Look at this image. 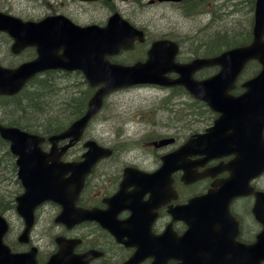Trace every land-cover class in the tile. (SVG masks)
<instances>
[{"label": "flooded vegetation", "instance_id": "flooded-vegetation-1", "mask_svg": "<svg viewBox=\"0 0 264 264\" xmlns=\"http://www.w3.org/2000/svg\"><path fill=\"white\" fill-rule=\"evenodd\" d=\"M25 1L27 3L34 0ZM77 1L82 2L83 0ZM122 1L135 3L141 12L147 11V7L158 9L170 7L171 11L178 10L182 5L181 3L161 2L160 0ZM147 1H149L148 4ZM93 3L99 4L98 7H94L95 15L104 10L103 5H108V3L115 5L111 7L110 12L107 10L103 13L106 15L109 12L105 19L117 8L115 0H95ZM7 5L9 4L5 3L4 0H0V11L25 21H40L45 17L55 15L46 14L37 17L36 14L30 13L31 10L35 11L34 8L31 10L22 8L20 11H16L14 6L10 5L8 8ZM117 11L120 9L117 8ZM122 14L127 15L125 12ZM64 15L76 24H81L73 16ZM134 20L132 21L136 23ZM90 24L103 25L105 21L99 18ZM142 29L145 31L144 40H137L133 49L121 50L118 55L110 56L109 60L119 64L145 62L143 54L146 52L148 54L153 43L161 40L162 36L157 37L149 28L144 27ZM15 43V38L0 32V64L6 60L9 67L15 68L37 57V48L32 46L21 50L19 54H15L13 49ZM62 53H64L63 50H61ZM177 60L185 63L188 58L182 59L179 56ZM77 73V71L49 70L37 76L36 79L48 78L53 83L63 81L69 83L87 82V78L82 73L84 79L77 76ZM200 114L201 119L208 123L206 129L201 132L210 128L219 117L207 105L200 109ZM197 133L193 134L192 132L190 138ZM165 139L167 136L162 140ZM170 140H172L171 144L162 148H155L154 145H151V149L157 150L155 151L157 155L152 159H133V156H126L122 163L115 161L114 152L120 146L114 144L112 155L100 160L93 166L91 173L85 179L83 190L76 202L77 209L111 211L113 213L107 219L104 214H100L98 218L79 223L72 228H69L67 224L57 223L55 218L50 226V232L55 236L53 241L48 242L49 246L46 251L39 248L42 263H46L51 255L59 250L56 242V238L59 236L76 240L75 252L77 254L86 255L89 252L97 251L94 252L92 259L90 258V264H129L135 257L137 258L136 264H204L209 261H214L212 264H225L217 259L225 258L228 255L234 256V251L241 250L242 245L254 244L262 230V225L253 213L256 201L254 195L239 196L231 201L230 213L239 221V233L236 237H221L222 224L220 222L214 223L211 227L210 222H212L214 213H209L205 215L208 220L204 222L205 237L199 239L191 236L187 241H182V237L190 228L188 222L182 219V207L188 205L195 198L208 197L205 204L209 205L212 202L218 206L219 200L220 208L224 209L227 198L226 195L220 194L225 192L223 187H226L228 192H233L235 189L233 183L229 182L226 185V182L232 176L228 167L236 159V155H225L211 150L207 154H200L197 151L196 154L191 155L186 152L179 159V163L183 164L184 168L172 172L169 178L164 177L163 179L162 176L151 178L150 175L162 168L163 157L178 150L179 142L177 139L174 138V143L172 138ZM117 144L120 145L121 142H117ZM147 150L150 149L144 148V151ZM71 152L74 155L69 160H74V162L82 160L84 148L81 144L78 143L68 154ZM69 160L68 157L64 159L65 162ZM252 186L264 190V174L252 180ZM45 208H50L51 212L57 216L62 211V206L54 202L48 203L44 206ZM139 215L142 216L141 220H137ZM187 218H193V214L191 213ZM195 218L199 219L200 216ZM232 223L230 222V224ZM230 227H232L230 232H233V225ZM163 235L167 236L161 239ZM117 236L127 242V245L119 243ZM89 238L91 239L89 240ZM143 241H146V244L141 246ZM136 244L140 245L141 248ZM32 246V243L29 245L18 244L15 249L24 252Z\"/></svg>", "mask_w": 264, "mask_h": 264}, {"label": "water", "instance_id": "water-1", "mask_svg": "<svg viewBox=\"0 0 264 264\" xmlns=\"http://www.w3.org/2000/svg\"><path fill=\"white\" fill-rule=\"evenodd\" d=\"M48 23H23L13 17L0 14V30L12 34L17 41L21 40L15 46L16 52L23 47L35 45L39 48L40 54L38 61L25 65L18 71L10 72L0 69V94L17 93L28 78H31L37 71L49 67L50 60L45 55V43L42 39L50 37L67 49V56L62 59L65 61V65H71V67L65 65L61 67L84 70L94 87L103 84V87L92 99L87 115L75 122L63 134L51 138V141L70 138L71 144L68 147L72 146L73 142L79 141L85 125L101 108L105 95L115 89L144 83L167 86L183 84L196 97L210 102L214 109L223 113L215 130L217 133L231 130L230 143L238 148V158L245 159L247 163L239 162V160L237 162L248 164L247 167L250 168L256 167L257 174L264 170V0H257L255 38L251 45L227 52L215 60L198 61L183 66L174 63L177 48L176 44L172 42L155 44L149 52V60L144 64L127 68L110 65L106 61V55L116 52L113 47H118L122 42L126 46L130 43L129 38L134 32L127 24L124 27L112 26L110 30L106 31L96 27L78 30L68 23L73 30H76L73 31L63 27V24L49 26ZM118 35L122 41L115 40ZM107 37H113L114 40L110 41ZM63 42H70L71 50ZM69 53H71L70 56ZM75 55H77V61ZM251 59H258L263 65V70L257 78L246 84L248 91L245 95L238 98L230 96L229 92L234 88L244 65ZM213 64L222 65L220 74L202 82L194 80L193 74L197 70ZM172 71L180 73L181 79L169 81L165 74ZM0 134L12 142V150L20 158L18 160L19 177L26 192L17 201L18 211L26 219L27 228L24 236H28L33 226L35 208L49 199L64 205L62 220L69 221L71 225L76 224L77 209L75 201L71 197L75 196V199L77 197L79 189L77 182L81 183L92 165L106 154H102L90 145V151L85 156L86 160L74 166L60 162L62 154L57 153L55 148L49 155L41 151L39 144L43 142V138L21 132L17 128L3 126H0ZM176 156L178 157L179 153ZM171 158L169 156L167 159ZM68 172L72 173V177L69 180H64V175ZM67 187L68 193L64 194ZM249 193L251 190L240 188V194ZM69 196H71V200L67 199ZM256 196L258 201L255 213L264 224V194L257 193ZM62 200L66 201H64L65 204ZM81 218L86 220L94 217L93 213L82 211ZM7 230V222L0 217V264H38L35 252L11 253L3 243V237ZM260 236L259 244L253 247L254 251L248 252L249 255L252 254L251 259L245 260L249 264H260L264 259V247L261 245V243L264 244V231ZM21 240L25 241L23 238ZM49 264L84 263L78 256L72 255L65 248L56 254Z\"/></svg>", "mask_w": 264, "mask_h": 264}, {"label": "rangeland", "instance_id": "rangeland-1", "mask_svg": "<svg viewBox=\"0 0 264 264\" xmlns=\"http://www.w3.org/2000/svg\"><path fill=\"white\" fill-rule=\"evenodd\" d=\"M4 2L9 4L7 5L8 8H10V5L14 6L16 11H20L22 8H29L30 10L34 8L35 11L31 10L30 13L36 14L37 17H42L46 14H67L73 16L83 25L93 23L99 18L106 22L107 19L105 18L113 5L112 3L103 5L104 10L100 11L98 15H94V7H98L99 4L95 5L77 0H41L40 2L34 0L27 3L25 0H4ZM122 2V0H115L117 7L120 5V7H123L124 12H130L139 26L149 28L157 37L159 35L163 36V32H167L173 37L181 38L190 43L194 42V44L205 38L206 41L210 40L209 45H213L218 40L222 41L224 35L230 38L237 34L244 39L253 27L252 17L255 14L254 0H210V13L204 18L184 17L178 10L171 11L167 8L147 7V11L141 12L135 3ZM107 10L109 12L103 15ZM212 11L216 13L215 16ZM189 46L191 44L185 45L186 55H189ZM244 77L246 78V75ZM53 87L55 88L49 87L43 90L44 99L50 103V107L47 110L52 109L66 117L68 113L65 114L63 109L64 101L73 93L74 86L70 85L69 82L63 81L53 85ZM81 89L85 90L86 86L83 84ZM78 91L79 88H77ZM89 94L91 95V92ZM178 100L182 101L179 102ZM78 103L82 104L80 101ZM188 104L186 95L162 91L153 87L119 90L107 100L105 108L98 114L97 119L91 125V130L87 137H96L99 141L109 145L112 144L109 141L117 140V133L121 131L122 134L119 138L125 140L126 137L132 143L126 145L123 142L120 144L119 152L115 156L116 162H124L125 156H133V159H152L157 153H149L150 150L144 151V148L151 149V143L159 138L157 136L171 134L173 132V124L177 123L182 126L179 128V133L184 136L191 130L197 132L207 127L208 123L203 120H197L193 124L197 116L194 112L187 111V108H189ZM0 106H2V103ZM4 108L6 111L10 109L8 106L0 108V120L6 119L4 117L6 113L10 114L9 116L6 115L10 119L11 116L17 119H21L23 116L26 119L27 116L33 114L31 110H29V115L22 114L17 108H11L12 111L5 113ZM48 116L50 118L47 112H43L42 116H38V119L41 120L42 118V122H45ZM70 119L72 118H65L67 125H70L74 120L72 119L68 123ZM190 125H193V128ZM129 150L131 151L128 153ZM129 161L131 162V159ZM15 174L13 161H10V157L0 150V196L4 197L8 203L10 200H14L21 190L16 182ZM13 211L9 213V216H11V220L15 224L14 232L19 233L23 229V222L17 213ZM53 216H55V213H52L50 208L43 209L33 232L34 242L45 251L49 246L47 241L49 232L48 221L50 219L53 220ZM14 237H17V235Z\"/></svg>", "mask_w": 264, "mask_h": 264}, {"label": "trees", "instance_id": "trees-1", "mask_svg": "<svg viewBox=\"0 0 264 264\" xmlns=\"http://www.w3.org/2000/svg\"><path fill=\"white\" fill-rule=\"evenodd\" d=\"M251 37H252L251 32L248 35H246L244 39H242L241 37L228 38L224 36L223 40L222 41L220 40L219 43H217V45L220 46L227 45L228 48H230V47L238 46L242 42H248L251 39ZM36 85L38 88L36 87L31 90L30 89L26 90V92L23 95L21 96L19 95L18 97H16V99H14L15 100L14 104L13 102H10L11 100L3 99L4 102L5 101L10 102L7 106L9 107L16 106L18 111H20L22 114L25 113L29 115L30 114L29 110L33 112V114L27 116L26 119L23 118L22 116L21 119L12 121L11 124L18 126L24 130L35 132L38 134H55L63 131L66 128L67 123L65 122V118H75L77 116H80V113L77 112V104L79 101L83 103L84 97L80 96L79 99H77V92L70 94L65 99L64 101L65 104L63 109L65 110V114L67 113L68 114L66 115V117H64L52 109L47 110V108L50 107V103L48 102V100L44 99L43 90L49 87L54 89L55 87H53L52 83L44 79L38 81ZM45 111L48 113V115H50V118L49 116L46 117L47 121L45 122L43 121L44 122L43 123L42 122L43 119L42 118L41 120L38 119V116H42L43 112L46 113ZM0 150H1V146H0ZM9 207L10 205L8 202H6V199L0 196V213L1 214L4 213V211H6Z\"/></svg>", "mask_w": 264, "mask_h": 264}, {"label": "bare ground", "instance_id": "bare-ground-1", "mask_svg": "<svg viewBox=\"0 0 264 264\" xmlns=\"http://www.w3.org/2000/svg\"><path fill=\"white\" fill-rule=\"evenodd\" d=\"M191 128H193V125H190Z\"/></svg>", "mask_w": 264, "mask_h": 264}]
</instances>
